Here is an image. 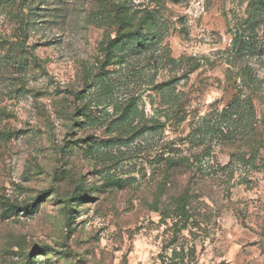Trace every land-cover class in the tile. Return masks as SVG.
<instances>
[{"label":"rangeland","instance_id":"1","mask_svg":"<svg viewBox=\"0 0 264 264\" xmlns=\"http://www.w3.org/2000/svg\"><path fill=\"white\" fill-rule=\"evenodd\" d=\"M0 264H264V0H0Z\"/></svg>","mask_w":264,"mask_h":264},{"label":"trees","instance_id":"2","mask_svg":"<svg viewBox=\"0 0 264 264\" xmlns=\"http://www.w3.org/2000/svg\"><path fill=\"white\" fill-rule=\"evenodd\" d=\"M156 20V15L153 16L150 12H146L144 15V19H143V26L142 29L145 30V34L143 36L142 39V43L140 45V47H147V45L150 43V41L153 42V40H156L157 38H162V32L160 29V26H158V21ZM133 17H124L123 21H117L116 22V26H118L120 28L121 31H124V27L123 26H127L126 30L128 31L127 34L129 35L131 31V29L133 28L132 26H134L133 24ZM139 47V46H138ZM163 91V95L166 94V91ZM180 105H178L177 109L174 111V115L176 118L178 119H182L183 117H178L180 115V110H179ZM242 109H240L239 106H236V112H234L236 115L239 113H242L241 111ZM220 117H222L220 115ZM197 133H203L200 132V130L196 129ZM194 160L196 161L197 158L195 157ZM162 171H164V178L165 180L160 182V194L162 196L163 193L166 192L167 187L169 186V184H172L173 188L175 189V194L172 197H170L173 202L175 203V205L173 206L174 208L171 209L170 211L172 213H176V217L179 218L176 222L175 225L177 226L178 224L182 225L185 223H182L183 220V215L185 214H189L191 221L187 222L186 224L189 223V225L191 227H193V222L192 218H193V210L194 208L191 207V205H187V202H190V200L192 199V197L195 194L200 193L203 188H204V174L206 172V170L201 167L200 165V161H199V166L194 165L193 161H190L187 158H183V157H171L168 156L166 158H163L162 155V160H161V168ZM190 172V176H189V181L187 182L186 185L181 186L180 185V181H178V179L180 177L185 176V173ZM187 201V202H185ZM190 204V203H189ZM166 218V216L164 215L163 218Z\"/></svg>","mask_w":264,"mask_h":264}]
</instances>
